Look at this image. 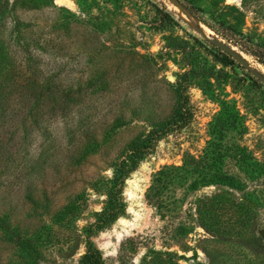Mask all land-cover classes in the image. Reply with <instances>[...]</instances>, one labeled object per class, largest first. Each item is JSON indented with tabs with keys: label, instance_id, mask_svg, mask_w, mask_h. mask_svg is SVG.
<instances>
[{
	"label": "rangeland",
	"instance_id": "1",
	"mask_svg": "<svg viewBox=\"0 0 264 264\" xmlns=\"http://www.w3.org/2000/svg\"><path fill=\"white\" fill-rule=\"evenodd\" d=\"M31 3L23 17L30 27L57 22L66 53L60 79L107 85L76 105L73 119L44 122L46 134L38 132L29 144L27 178L49 210L16 202L30 229L52 236L40 245L39 264H81L89 238L105 264H145L152 256L169 264H264V80L200 32L264 74V0ZM120 114L125 122L116 127ZM80 118L100 147L76 164L72 143ZM111 125L116 128L104 142ZM149 131L152 147L122 187L123 212L88 234L107 199L95 179L111 178L110 161ZM167 165L181 168L157 204L147 194ZM17 185H1L0 199L22 197ZM77 193L83 209L76 221L55 222L52 215ZM247 227L250 234L237 235Z\"/></svg>",
	"mask_w": 264,
	"mask_h": 264
},
{
	"label": "trees",
	"instance_id": "2",
	"mask_svg": "<svg viewBox=\"0 0 264 264\" xmlns=\"http://www.w3.org/2000/svg\"><path fill=\"white\" fill-rule=\"evenodd\" d=\"M28 3L31 0H0V186L18 184L19 189L23 187L22 197L16 194L6 200L0 199V264H39L40 245L52 237L50 233L45 234L42 228L30 229L16 202V197L26 200L31 204V211L42 208L47 213L49 210L47 205H42L34 197L32 191L38 186L27 178L33 155L29 144L38 132L46 134L44 122L49 123L59 117L70 119L76 105L82 104L89 94L107 87L106 83L92 79L68 83L60 79L66 53L61 42L63 39L57 33V22L52 21L49 29L30 27L23 17L27 8L35 5ZM124 122L121 114L114 121L116 127ZM81 124L83 120L81 123L80 118L77 125ZM81 127V132L72 143L76 142V149L71 155L76 164L86 161L87 156L100 147V140L95 137L91 125ZM116 127L111 125L105 130L104 142L112 136ZM153 135L154 131H149L145 136L128 141L109 163L113 167L112 177L105 179L99 176L95 179V186L103 188L107 199L103 209L96 213L95 221L87 228L88 234L106 227L123 212L122 187L125 178L149 152ZM194 167L201 170L198 163ZM180 168L177 165L165 166L150 187L147 198L160 204L167 184ZM227 180L234 183L231 177ZM75 196L52 215L55 222L73 224L76 221L83 209L79 203L83 194ZM215 226L208 228L215 230ZM248 230V227L240 230L237 235H248ZM231 232L233 237L236 236V230ZM85 247L81 264H105L99 248L90 238ZM145 264L169 263L152 256Z\"/></svg>",
	"mask_w": 264,
	"mask_h": 264
},
{
	"label": "water",
	"instance_id": "3",
	"mask_svg": "<svg viewBox=\"0 0 264 264\" xmlns=\"http://www.w3.org/2000/svg\"><path fill=\"white\" fill-rule=\"evenodd\" d=\"M200 32L208 39H212L217 45H219L220 47H222L224 50H226L227 52L231 53L233 56H235L236 58H238L246 67H248L254 74L257 75V77H259L260 79L264 80V74L253 69L251 67V65L249 64V62L237 51H235V49L233 47H231L230 45L226 44L223 41H220L219 39H213L210 38L207 33H205V31H203V29H200Z\"/></svg>",
	"mask_w": 264,
	"mask_h": 264
},
{
	"label": "bare ground",
	"instance_id": "4",
	"mask_svg": "<svg viewBox=\"0 0 264 264\" xmlns=\"http://www.w3.org/2000/svg\"><path fill=\"white\" fill-rule=\"evenodd\" d=\"M65 3V2H64ZM179 5V4H178Z\"/></svg>",
	"mask_w": 264,
	"mask_h": 264
}]
</instances>
